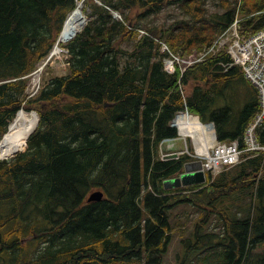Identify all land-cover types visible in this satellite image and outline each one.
<instances>
[{"label": "trees", "instance_id": "16d2710c", "mask_svg": "<svg viewBox=\"0 0 264 264\" xmlns=\"http://www.w3.org/2000/svg\"><path fill=\"white\" fill-rule=\"evenodd\" d=\"M78 1L0 0V141L19 110L39 115L20 152L0 160V264H162L175 233L187 246L180 264H264V151L205 183L173 188L165 180L194 158L159 156L161 141L178 135L171 122L185 95L189 111L213 121L220 140L244 146L259 107L256 89L239 66L226 69L225 51L169 73L160 43L136 39L129 26L186 55L211 45L237 12L244 31L263 29L264 0H223L214 19L208 0H84L87 24L60 43L68 73L50 74L29 98L30 75ZM171 4L187 17L148 24L147 16ZM235 85L249 90L239 112L220 104ZM259 137L264 144V125ZM98 189L104 198L88 201Z\"/></svg>", "mask_w": 264, "mask_h": 264}, {"label": "built area", "instance_id": "2783aa9c", "mask_svg": "<svg viewBox=\"0 0 264 264\" xmlns=\"http://www.w3.org/2000/svg\"><path fill=\"white\" fill-rule=\"evenodd\" d=\"M116 15L120 17L117 12ZM239 21V18L235 19L233 24L211 46L190 56L175 54L166 42L159 41L162 50L169 53V56L165 58V67L169 72H174L177 66L184 72L192 64L216 55L223 49H226L230 54L231 66L234 64L242 66L245 76L258 88L260 100V108L246 131V150H260L264 149V146H261L257 139V129L264 123V30L251 35H244L239 30ZM137 31L139 37L148 33L141 28H138ZM46 63L47 61L33 75L36 76L39 72L42 73ZM40 88L41 79L39 77L35 79L34 77L28 89L29 97L37 94ZM173 141L174 138H169L164 142L172 143ZM241 152L242 150L236 142L230 144L216 142L210 145L202 154V157L206 160L204 168L217 172L228 165H234L240 161Z\"/></svg>", "mask_w": 264, "mask_h": 264}, {"label": "rangeland", "instance_id": "374dc122", "mask_svg": "<svg viewBox=\"0 0 264 264\" xmlns=\"http://www.w3.org/2000/svg\"><path fill=\"white\" fill-rule=\"evenodd\" d=\"M81 2H83V1H81ZM222 2H223V0H208L206 2V6L208 9L207 14L209 15L210 18H212V19L218 18L219 13H222L224 11V6L222 5ZM84 7H86V6L84 5ZM185 17H187V16L182 12V10L180 9V7L177 4H171V5H166L161 11H159L157 13L150 14L149 16H147L146 21L151 26H167L170 23L174 22L175 20L185 18ZM87 20H88V17H87ZM67 43L68 42H64L62 44L65 45ZM59 47L62 48V51L60 50L58 53L54 54V51L57 48L55 46V48L52 51L53 54H50V56L47 57V58H49V59L51 58V59L48 61V63L44 67L42 73L39 72L36 75L37 77L35 75L31 76V80L34 77H35V79H38V77H39L42 80V84H43L45 79H47L50 74L63 75V74L68 73L69 65L67 62L66 48H64V46H62V45H60ZM229 92H230L229 97L226 99H222L220 101V104L221 105L230 104L233 106V108L236 112H239V110L242 108L244 103H246V101L248 100L249 96L247 95L245 88L242 86H236L235 85ZM229 92H228V94H229ZM191 120L193 123H195V125H198L197 119H191ZM191 120H188V121L191 122ZM188 121H186L182 124L178 123V125L181 127V130L183 129L184 125L189 123ZM182 138L187 139V141L189 142L190 148H191V146H193V143L195 141L190 138L189 134L182 135ZM26 141H28V139ZM178 143L181 144V141H178ZM184 148L185 147H183V149ZM193 151L194 150H192V149L189 150V152H191V153ZM246 154H247V152L245 150H242L241 158L243 159ZM6 159H9V158H6ZM203 162H206V160L204 159ZM179 208H180V206L175 209L174 212L176 214H178L180 212ZM184 209L185 208L181 209V214L183 216V220H187L188 218L184 217L185 213H182V211ZM186 213L189 217L197 216V214H198L197 212H194V209H191V208H188ZM214 230L216 232H218L219 228H215ZM173 236H174L173 240L171 241V243L169 245V250L164 255V259H163L162 264H180L178 261V256H180V259H181L186 255V247L187 246L181 241V238L178 237V233H175V235H173ZM218 250H220V248L216 246V247H213L210 250V252H217ZM177 254H178V256H177ZM176 257H177V259H176ZM181 260L184 262V258ZM215 262H216V259H213V264H217Z\"/></svg>", "mask_w": 264, "mask_h": 264}, {"label": "bare ground", "instance_id": "6f19581e", "mask_svg": "<svg viewBox=\"0 0 264 264\" xmlns=\"http://www.w3.org/2000/svg\"><path fill=\"white\" fill-rule=\"evenodd\" d=\"M84 3L79 1L76 9L66 19L63 30L59 37V43H64L72 40L85 25L87 17L84 12ZM59 48L60 47L58 46L55 49L54 54L60 51ZM50 54H53V52H51ZM181 115L177 120V125L178 123L182 124L192 119V116L188 114ZM38 122V115L35 112H29L25 109L19 110L14 120L10 123L7 133L0 142V160H4L6 158L10 159L13 158L14 155H17V153L20 152L24 142L29 139L30 135L35 131ZM207 129L213 130V126L207 125ZM179 130L182 134H191L195 140H197L198 132L201 131L199 125H195L192 120L191 122L184 125L182 130L179 126Z\"/></svg>", "mask_w": 264, "mask_h": 264}, {"label": "water", "instance_id": "95a60500", "mask_svg": "<svg viewBox=\"0 0 264 264\" xmlns=\"http://www.w3.org/2000/svg\"><path fill=\"white\" fill-rule=\"evenodd\" d=\"M33 112H35L38 115L36 111H33ZM38 121H39V115H38ZM171 156L173 158L178 157V153H173L171 154ZM184 169L185 171L180 176H175L173 178L166 179L165 187L173 188V187L187 186V185H192V184L203 183L206 181V174L203 170V160L202 159H197V160L186 162ZM103 198H104V191L98 189V190H93L89 194L88 201L90 202L99 201V200H102Z\"/></svg>", "mask_w": 264, "mask_h": 264}, {"label": "crops", "instance_id": "0c3cea01", "mask_svg": "<svg viewBox=\"0 0 264 264\" xmlns=\"http://www.w3.org/2000/svg\"><path fill=\"white\" fill-rule=\"evenodd\" d=\"M247 83H248V86H249L250 88L253 87L249 82H247ZM245 90H246V93L248 94V91H249V90H247V88H245Z\"/></svg>", "mask_w": 264, "mask_h": 264}, {"label": "flooded vegetation", "instance_id": "af4514ba", "mask_svg": "<svg viewBox=\"0 0 264 264\" xmlns=\"http://www.w3.org/2000/svg\"><path fill=\"white\" fill-rule=\"evenodd\" d=\"M164 160V159H163ZM165 183V182H164Z\"/></svg>", "mask_w": 264, "mask_h": 264}]
</instances>
